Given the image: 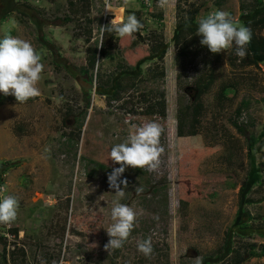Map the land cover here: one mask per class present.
<instances>
[{
  "label": "rangeland",
  "instance_id": "374dc122",
  "mask_svg": "<svg viewBox=\"0 0 264 264\" xmlns=\"http://www.w3.org/2000/svg\"><path fill=\"white\" fill-rule=\"evenodd\" d=\"M109 2L118 15L134 14L144 27L123 39L105 31L115 18L105 0H27V8L19 6L0 22V39L11 34L29 41L44 65L39 96L0 105V166L9 163L0 186L19 201L15 221L0 224V264H110L113 257L116 264H224L245 243H256L259 252L264 137L249 149L228 118L243 94L264 97V0L261 6L255 0H168L165 7L159 0ZM197 7L194 22L178 24ZM216 10L251 29L246 49L261 57L257 65L240 62L235 45L233 53L232 47L214 54L201 44L197 22ZM101 16L106 17L98 32ZM96 36L104 49L95 65L97 83L113 74L109 90L90 84L79 71ZM210 69L215 82L204 91L199 78ZM222 82L230 86L228 100L219 105L215 96ZM87 93L90 115L80 128ZM247 117L256 121L247 132L264 131V101L253 102L242 115ZM147 122L162 129L159 167H126L119 177L127 180V188L120 183L119 202L132 207L137 220L118 253L106 250L117 199L108 177L121 166L109 153L132 125ZM93 157L107 169L92 173ZM163 185L165 209L157 196ZM148 237L150 258L137 250ZM242 264H264V255Z\"/></svg>",
  "mask_w": 264,
  "mask_h": 264
},
{
  "label": "clouds",
  "instance_id": "9594fccd",
  "mask_svg": "<svg viewBox=\"0 0 264 264\" xmlns=\"http://www.w3.org/2000/svg\"><path fill=\"white\" fill-rule=\"evenodd\" d=\"M124 3H127V0H124ZM159 4L165 7L168 0H159ZM105 5L106 9L113 10L109 0H105ZM114 13L115 18L102 28L115 33L118 38L131 37L144 27L134 14L125 18L115 11ZM197 25V35L202 37L201 44L212 53H220L235 45L236 55L240 58L246 57V46L251 42L252 31L233 19L229 13L222 10L210 12L206 17L199 19ZM43 70L41 57L29 41L11 34H5L0 39V92L5 96L13 95L18 103H25L39 96L40 90L37 85L42 79ZM161 133L162 129L156 122L132 125L125 141L115 144L110 150V159L121 166L114 169L108 177L110 187L116 190L117 199L113 201L111 207L112 223L106 228L110 237L105 244L106 250L122 248L131 236L137 220L136 211L129 205L119 202V198L124 195L120 183L127 188V180L118 182L119 177L126 167L149 172L157 170L159 158L164 151L160 145ZM140 191L141 188L137 187L136 192ZM6 192V186H0V224L8 225L17 217L19 201L13 195H6ZM137 250L150 258L153 254L152 238L138 241ZM59 264H63V261L61 260Z\"/></svg>",
  "mask_w": 264,
  "mask_h": 264
},
{
  "label": "trees",
  "instance_id": "16d2710c",
  "mask_svg": "<svg viewBox=\"0 0 264 264\" xmlns=\"http://www.w3.org/2000/svg\"><path fill=\"white\" fill-rule=\"evenodd\" d=\"M255 3L257 4V6L263 5L262 0H255ZM103 8H104V3H101V6L99 8L100 14H102ZM197 9H199V7L195 8L193 10L194 14L192 12L190 17L186 16V19H180L178 21V24H181L184 21L194 22L196 19V15L198 13V11H196ZM105 17L101 16L99 18V25L97 28L98 32H101L102 20ZM92 42H93V47L90 48V51L88 53L87 64L80 66L79 71L82 74H85L87 76V80L90 84L94 83L95 86L100 88V89L109 90L111 87V80H112L114 75L112 74L108 79H106L105 83H103L99 78L100 82L97 83L98 76L100 77V75L96 72L95 65L99 61L100 56L102 54H104V49H102V47H101L100 39L98 36H96ZM234 50L235 49L233 47V49H231V53H233ZM231 58H233V57H231ZM261 60H262L261 57L255 51L247 50L246 57H244L240 62H242L243 64L246 63V64H250V65L251 64L257 65L259 63V61H261ZM232 61H234V59ZM121 68L125 69L126 67L121 66ZM199 79L202 82V87H203L204 91H208L211 88V86L213 85V83L215 82V74H214L213 70L210 69L205 77H200ZM229 86H230V83H227V82H222L219 85L218 93L215 96L216 102L219 105L225 104L226 100H228V97L226 96V92H227ZM86 97H87L86 107H85V110L82 113V117L80 118L79 123H78L80 128L83 126L86 116L90 115V112L87 111V109L91 105L90 93H87ZM160 98H161V101L159 103L161 104L162 109H164L163 96L161 95ZM29 100H31V99H29ZM10 101H17V100L15 99V97L13 95L5 96L4 94H0V105L5 103V102H10ZM260 101H264V97H262L260 99H254L249 95L243 94L240 97V99L238 100V102L236 103L235 108L233 109L232 113L230 114V116L228 118L229 123L236 130V132L244 137L245 143L249 149H253L255 144L257 142H259L264 137V131H262L259 135H256L253 131L247 132L249 128H252L256 125V121H255V119H253L251 117H247V119L243 120L242 115L246 114L248 112V109L253 102H260ZM155 106H156L155 104L148 106L146 108L147 114H152L153 113V107H155ZM161 115L164 117V111H162ZM92 160H93L92 166L90 167V170L92 171V173L107 169V165L105 163H103L101 160L94 159V157L92 158ZM8 166H9V163H5V164H2L0 166V185L2 184L1 173ZM91 171H89V174H91ZM200 183H202L203 185L207 184V182H203V181ZM190 190L191 191L193 190L192 187H190ZM157 192H158L157 196H158L159 200L161 201L163 208L165 209V207L167 206L166 186L163 185L161 188H159L157 190ZM179 202H180L181 207L186 206L187 202L184 198H181L179 200ZM247 211H249V210H247ZM247 215H248L249 219L254 218L253 216H251V212L250 213L247 212ZM11 232L15 235L17 230L15 228H13V229H11ZM258 246L261 247V250L259 252L255 251L257 244L253 243V242L252 243H245L241 246H238L237 248H235L231 252L232 253L231 256L226 258V261L224 264H242L243 261H245L246 257H260L261 255H264V244H261ZM120 249H115V251L118 253ZM110 264H116L114 257L111 258Z\"/></svg>",
  "mask_w": 264,
  "mask_h": 264
},
{
  "label": "flooded vegetation",
  "instance_id": "af4514ba",
  "mask_svg": "<svg viewBox=\"0 0 264 264\" xmlns=\"http://www.w3.org/2000/svg\"><path fill=\"white\" fill-rule=\"evenodd\" d=\"M27 0H0V22L7 17L8 14L14 12L19 6H26L24 5ZM11 3V6L9 4ZM22 12V11H20Z\"/></svg>",
  "mask_w": 264,
  "mask_h": 264
},
{
  "label": "built area",
  "instance_id": "2783aa9c",
  "mask_svg": "<svg viewBox=\"0 0 264 264\" xmlns=\"http://www.w3.org/2000/svg\"><path fill=\"white\" fill-rule=\"evenodd\" d=\"M9 233H6L5 236L8 237Z\"/></svg>",
  "mask_w": 264,
  "mask_h": 264
}]
</instances>
